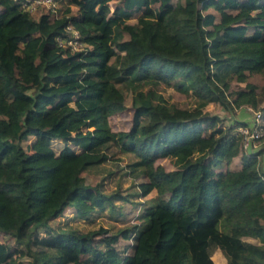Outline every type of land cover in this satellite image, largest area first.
Segmentation results:
<instances>
[{"label": "trees", "instance_id": "obj_1", "mask_svg": "<svg viewBox=\"0 0 264 264\" xmlns=\"http://www.w3.org/2000/svg\"><path fill=\"white\" fill-rule=\"evenodd\" d=\"M24 1L0 0V231L36 246L30 264H216L214 249L221 264H264V146L246 152L236 130L243 122L217 127L205 111L210 103L261 111L264 143V0H118L113 11V0H69L75 13L56 7L39 17ZM69 25L89 48L60 44ZM161 84L194 94V107L169 101ZM121 85L134 113L120 149L134 155L133 170L143 168L141 194L156 189L158 202L115 233L65 226L41 236L69 206L89 218L120 197L83 172L109 159L116 134L98 114L127 108ZM75 111L92 115L62 120ZM30 136L31 151L22 145ZM171 143L169 170L157 160ZM120 237L134 238L129 259ZM0 264H16L1 241Z\"/></svg>", "mask_w": 264, "mask_h": 264}, {"label": "rangeland", "instance_id": "obj_2", "mask_svg": "<svg viewBox=\"0 0 264 264\" xmlns=\"http://www.w3.org/2000/svg\"><path fill=\"white\" fill-rule=\"evenodd\" d=\"M185 2L186 0H171L172 4L177 2ZM118 0H113L109 2L111 10L118 4ZM59 9L65 10L70 7L72 13H75L78 7L74 4H70L69 0H59L57 3ZM47 7L40 5L38 9L32 12L33 16L39 17L41 13L46 12ZM130 22H136L137 17H132L129 19ZM228 30L238 33H249L250 30L244 24H235L227 22ZM125 38H129V34L125 33ZM73 49V48H72ZM224 72L227 73V78L232 86L238 85L235 82V78L232 72V68L226 66ZM121 88L125 93V103L127 108L120 113L107 116L104 113H99L98 115L102 117L103 122L110 125L112 130L115 132L116 136L113 141H111L107 147V152L109 159L100 165H94L88 167L84 170L83 174L86 181L95 185L102 190L112 193L116 192L120 194L112 206H107L104 209L97 210L91 217L83 218L77 213L76 209L72 206L67 207L62 214L51 219L48 227H42L40 230V235L43 236L46 231H58L62 227L71 226L81 231H87L92 228H97L99 226L108 227L110 233H115L121 228H125L134 224H139L141 222V215L143 211L158 202V193L156 189H153L147 195L141 194V185L147 178L141 173L142 167L138 170H133L131 163L134 161V155L131 153H125L121 151V144L119 139V134L123 131H127L132 126V119L134 108L132 106V93L124 85ZM158 89L163 93L169 101H177L181 105H187L194 107L197 99L194 94L190 93L185 95L173 87L161 84ZM262 93V92H261ZM238 108L237 110H239ZM227 109L223 106L210 103L205 107V111L208 112L209 117L217 116L215 120V126H229L232 125L238 118L239 114L236 111ZM61 115L63 121L67 123H79L82 124L88 119H90L92 114L89 113H78L77 111L71 113L70 115ZM243 117V116H242ZM218 119V120H217ZM204 132H209L213 129L212 120H209L205 124ZM34 142V137L30 136L28 139L22 141V145L28 149L32 150V144ZM63 145L61 141H54L53 146L56 151ZM177 144L171 143L165 145V151L168 154L157 160V163L164 164L167 169H174L175 159L169 154ZM260 146L263 147L264 143L260 142ZM260 147V148H261ZM259 148V149H260ZM78 149V148H77ZM262 166L264 169V160H262ZM219 169V168H218ZM217 169V170H218ZM220 170V169H219ZM250 241L258 242L257 239L248 238ZM0 241L7 244L10 249L14 252L16 264H30L32 261V256L30 254V249H35V245L31 244L28 246L27 242H19L12 234L0 231ZM134 238H123L120 237L116 243V247L122 253L124 259H129L133 253ZM220 252V251H219ZM213 258L216 264H221L219 258L216 255L215 249L213 251Z\"/></svg>", "mask_w": 264, "mask_h": 264}, {"label": "built area", "instance_id": "obj_3", "mask_svg": "<svg viewBox=\"0 0 264 264\" xmlns=\"http://www.w3.org/2000/svg\"><path fill=\"white\" fill-rule=\"evenodd\" d=\"M23 5L31 12L38 9L40 5L46 6L47 9L49 8L53 11L57 7L55 0H26L23 2ZM59 41L62 46L67 45L75 50H86L90 47V45L80 39V31L72 25L67 27L66 37L59 38ZM241 108H246L252 115L248 120H241L243 123L238 125L236 130L242 137V143L246 152H256L261 147L260 138L263 136V128L261 126L262 113L248 105Z\"/></svg>", "mask_w": 264, "mask_h": 264}, {"label": "crops", "instance_id": "obj_4", "mask_svg": "<svg viewBox=\"0 0 264 264\" xmlns=\"http://www.w3.org/2000/svg\"><path fill=\"white\" fill-rule=\"evenodd\" d=\"M236 114H239L236 115L238 116L237 120H242V121L248 120L252 115V113L250 111H247L246 108H240L239 110L236 111ZM263 160H264V154H263ZM233 163L235 164L236 167H240L241 159L239 157H235Z\"/></svg>", "mask_w": 264, "mask_h": 264}]
</instances>
